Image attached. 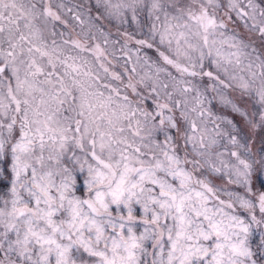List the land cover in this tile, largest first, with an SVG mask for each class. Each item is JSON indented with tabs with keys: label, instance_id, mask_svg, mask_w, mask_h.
Wrapping results in <instances>:
<instances>
[{
	"label": "snow or ice",
	"instance_id": "snow-or-ice-1",
	"mask_svg": "<svg viewBox=\"0 0 264 264\" xmlns=\"http://www.w3.org/2000/svg\"><path fill=\"white\" fill-rule=\"evenodd\" d=\"M0 264H264V0H0Z\"/></svg>",
	"mask_w": 264,
	"mask_h": 264
}]
</instances>
